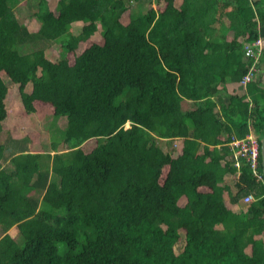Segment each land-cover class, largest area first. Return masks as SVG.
Returning <instances> with one entry per match:
<instances>
[{"label": "trees", "instance_id": "trees-1", "mask_svg": "<svg viewBox=\"0 0 264 264\" xmlns=\"http://www.w3.org/2000/svg\"><path fill=\"white\" fill-rule=\"evenodd\" d=\"M144 1L33 0L29 29L0 0V129L14 83L63 118L48 150L0 142V264H264V180L227 145L255 134L261 172L264 0Z\"/></svg>", "mask_w": 264, "mask_h": 264}, {"label": "rangeland", "instance_id": "rangeland-1", "mask_svg": "<svg viewBox=\"0 0 264 264\" xmlns=\"http://www.w3.org/2000/svg\"><path fill=\"white\" fill-rule=\"evenodd\" d=\"M14 5L20 4V9L17 10L20 19L26 24L29 29H32L35 26L33 18L28 17L30 10L26 8L33 0H26V3H22V0H10ZM150 2L152 5H155L156 0H145L143 3V8L147 6V3ZM23 4V5H21ZM130 7L134 9V5L130 4ZM82 22L72 21L69 26V30L73 33L79 31ZM55 45V47H54ZM58 44L55 42L50 46L43 44L44 55L49 59H55L57 55ZM255 78V75H254ZM25 89H29V84L25 85ZM4 105L6 109L5 117L1 121L0 129V142L6 147L5 153L13 154L21 149L27 148V143H29V137L31 144L33 145L31 149L33 150H48L51 137L60 138L61 136V124L63 122L62 117L52 118L47 114L49 109L46 105H43L42 116H38L37 112H26L20 101L19 93L17 90V83L9 86L7 92L4 96ZM183 109H188V107H183ZM44 116V117H43ZM127 124V123H126ZM125 124V125H126ZM36 131H38L39 139L36 137ZM30 135L29 137L27 135ZM163 140H159V144L166 148ZM178 139L173 140V146L177 144ZM7 157L2 160L3 165L7 166ZM233 160V159H232ZM224 176L227 178L228 173H225ZM240 198L236 205L235 209H238L241 205L244 204ZM8 231L12 234L15 239H19L18 231L14 225H12Z\"/></svg>", "mask_w": 264, "mask_h": 264}, {"label": "built area", "instance_id": "built-area-1", "mask_svg": "<svg viewBox=\"0 0 264 264\" xmlns=\"http://www.w3.org/2000/svg\"><path fill=\"white\" fill-rule=\"evenodd\" d=\"M264 44V37L258 35L257 37L242 41L243 55L247 58H251L252 61L245 73L240 78V83L245 84L252 79L253 73L257 70L256 60L261 52ZM227 145L229 146L233 158L234 164H238L241 158L248 163L252 174L255 179H261V172L256 169L257 165V155H258V140L255 134L252 132H247L244 136L238 138H231ZM263 178V176H262ZM252 194L246 193L242 196V200L249 201L252 200Z\"/></svg>", "mask_w": 264, "mask_h": 264}, {"label": "water", "instance_id": "water-1", "mask_svg": "<svg viewBox=\"0 0 264 264\" xmlns=\"http://www.w3.org/2000/svg\"><path fill=\"white\" fill-rule=\"evenodd\" d=\"M259 154H260V166L264 180V134L259 137Z\"/></svg>", "mask_w": 264, "mask_h": 264}, {"label": "crops", "instance_id": "crops-1", "mask_svg": "<svg viewBox=\"0 0 264 264\" xmlns=\"http://www.w3.org/2000/svg\"><path fill=\"white\" fill-rule=\"evenodd\" d=\"M191 107V103L189 102V101H187V100H182L181 101V107ZM176 139H178V138H176ZM179 140V139H178ZM178 142V141H177ZM229 155L233 158V155H232V153H229ZM230 156H228L227 155V158H229L230 159ZM238 174H237V172L235 171V173L233 174V172H231V173H228V177L227 178H229V180H231V177H234V176H237Z\"/></svg>", "mask_w": 264, "mask_h": 264}, {"label": "bare ground", "instance_id": "bare-ground-1", "mask_svg": "<svg viewBox=\"0 0 264 264\" xmlns=\"http://www.w3.org/2000/svg\"><path fill=\"white\" fill-rule=\"evenodd\" d=\"M264 48V47H263ZM263 50V49H262ZM258 156V155H257ZM258 162V161H257Z\"/></svg>", "mask_w": 264, "mask_h": 264}, {"label": "clouds", "instance_id": "clouds-1", "mask_svg": "<svg viewBox=\"0 0 264 264\" xmlns=\"http://www.w3.org/2000/svg\"><path fill=\"white\" fill-rule=\"evenodd\" d=\"M250 193V192H249Z\"/></svg>", "mask_w": 264, "mask_h": 264}]
</instances>
